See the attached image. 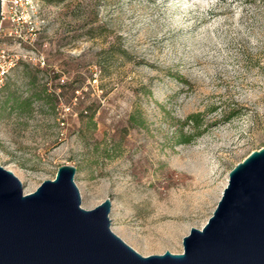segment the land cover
Segmentation results:
<instances>
[{
	"label": "rangeland",
	"instance_id": "374dc122",
	"mask_svg": "<svg viewBox=\"0 0 264 264\" xmlns=\"http://www.w3.org/2000/svg\"><path fill=\"white\" fill-rule=\"evenodd\" d=\"M42 10L48 26L22 46L33 59L0 91V165L27 194L73 165L82 206L110 198L112 230L130 246L183 253L230 171L264 147V0Z\"/></svg>",
	"mask_w": 264,
	"mask_h": 264
},
{
	"label": "water",
	"instance_id": "95a60500",
	"mask_svg": "<svg viewBox=\"0 0 264 264\" xmlns=\"http://www.w3.org/2000/svg\"><path fill=\"white\" fill-rule=\"evenodd\" d=\"M76 172L63 165L27 194L0 165V264H264V147L230 171L213 215L178 254L144 256L125 242L112 230L110 198L82 206Z\"/></svg>",
	"mask_w": 264,
	"mask_h": 264
},
{
	"label": "built area",
	"instance_id": "2783aa9c",
	"mask_svg": "<svg viewBox=\"0 0 264 264\" xmlns=\"http://www.w3.org/2000/svg\"><path fill=\"white\" fill-rule=\"evenodd\" d=\"M45 0H2L0 26V91L8 76L20 62L31 61L33 50H25L23 44H31L34 37L48 26L43 15ZM8 41L14 48L8 47ZM45 63L44 60L42 62Z\"/></svg>",
	"mask_w": 264,
	"mask_h": 264
},
{
	"label": "trees",
	"instance_id": "16d2710c",
	"mask_svg": "<svg viewBox=\"0 0 264 264\" xmlns=\"http://www.w3.org/2000/svg\"><path fill=\"white\" fill-rule=\"evenodd\" d=\"M29 102V100L28 101H26V102H24L25 104H27ZM198 118H199V115H197V114H193V115H191V116H189V120H191V121H194V123L196 124V125H199V120H198Z\"/></svg>",
	"mask_w": 264,
	"mask_h": 264
}]
</instances>
